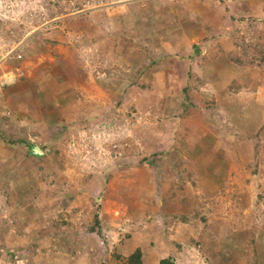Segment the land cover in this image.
<instances>
[{"label": "rangeland", "instance_id": "374dc122", "mask_svg": "<svg viewBox=\"0 0 264 264\" xmlns=\"http://www.w3.org/2000/svg\"><path fill=\"white\" fill-rule=\"evenodd\" d=\"M241 9L0 0V264H126L137 248L144 264H264V72H223L218 100L173 51L193 23L214 41L190 61L234 41L228 59L263 63L264 12ZM187 84L198 113L183 118Z\"/></svg>", "mask_w": 264, "mask_h": 264}, {"label": "crops", "instance_id": "0c3cea01", "mask_svg": "<svg viewBox=\"0 0 264 264\" xmlns=\"http://www.w3.org/2000/svg\"><path fill=\"white\" fill-rule=\"evenodd\" d=\"M234 4L237 7H239L240 4H244V6H246V8L248 7V10L241 9V11L239 13H242L241 14L242 16L244 14H250L249 20L251 19L252 21H254V19H255V17H254L255 13H252L249 10H253L256 13L258 10H262L264 12V0H256V1L255 0H234ZM198 16H201L204 18V13L198 14ZM204 19H205V23L209 24V21L206 18H204ZM243 19H244V17L238 18L239 21H242ZM219 20L222 22L227 21L225 18L223 19V17L220 18ZM185 21H187V20H185ZM188 24H190V23H188ZM240 24H242V23H237L238 27ZM208 26H209V28H211V25H208ZM194 28H195V24L193 27V23H192L191 29H187V31L184 29L182 33L180 32V35H178L179 40L176 43V48H174L173 51H175L176 49L177 50L178 49L179 50H185L184 52L186 53V55H185V57H183L185 60L184 62L188 63V67L190 70H192V72L197 73V75L199 76L202 83H205V85H207L206 86L207 89L209 86H213V88L215 87L214 89L218 90V92H217L218 93V95H217L218 100H219V97H222L229 90L227 80H224V77L222 74L223 72L228 71L229 69L233 70V71H235V76L233 77V79L237 78L238 76L240 78L245 76V79L249 78L248 79L249 81L250 80L253 81L254 77L259 76L262 73V71L264 72V62L261 63L259 61V59L252 60V62H245L244 59L235 61L233 58H230V59L227 58V56H230V55L233 56V52H236L237 44L234 41L231 42V44H227L225 46L226 48H224V47L216 48L215 46L211 47L207 44L205 49H203L205 51H203V53H202V56H204V57L206 56V58H205L206 60H203L204 57H202L201 61H203V63L196 62V61L192 62V60L190 61V59L192 57H194L195 53L200 51V50H197V48H198L197 46H199L197 43V40L198 39L199 40L207 39L206 37H208V33H206V31H204V30L200 31L198 33V35H196V33L193 31ZM248 28L249 27H247V30L243 33L246 35H249V36H250V34L255 35V30H253V28L252 29H248ZM206 29L208 30V27H206ZM256 29H259V28H256ZM188 30H191V31L189 32ZM251 31H252V33H251ZM239 34H240V32H238L237 29H234V31L232 33L231 32H227L226 34L222 33V36L223 37H230L232 35L239 36ZM208 38H209L208 39L209 42L214 41V39H212L211 37H208ZM224 41H226V40H224ZM219 49H222L223 53H220ZM230 51H233V52L231 53ZM235 56H237V55H235ZM170 62H171V60H169V64H170ZM175 65H171V68L174 67ZM164 67L165 66L163 65L160 68L164 69ZM219 68H221V71H219ZM226 79H228V78L226 77ZM259 82L260 81L258 79L257 81H254V84L259 83Z\"/></svg>", "mask_w": 264, "mask_h": 264}, {"label": "trees", "instance_id": "16d2710c", "mask_svg": "<svg viewBox=\"0 0 264 264\" xmlns=\"http://www.w3.org/2000/svg\"><path fill=\"white\" fill-rule=\"evenodd\" d=\"M244 46H246V44L244 45ZM146 68H148V67H146ZM179 79H177L176 81H178ZM190 86L191 85H189V84H187V85H183L182 87H176V94L177 95H179V96H184V97H187L188 99H189V101H190V104H191V102H192V104L190 105L191 106V108H187V107H184V112L182 113V117L184 118V117H189L190 115H195L196 113H198L197 112V108H196V96L195 95H193V93H192V90H191V88H190ZM173 89H175V88H173ZM208 107H210V105H207ZM35 108V107H34ZM33 108V109H34ZM180 125H178L177 127H176V130H178L179 132H180V130H181V127H179ZM179 127V128H178ZM177 131V132H178ZM176 132V133H177ZM178 132V138H179V136H180V133ZM21 140H17V141H13V143H14V145H17V143L18 142H20ZM22 142V141H21ZM183 142V145H184V147H186L187 148V144H188V142L187 143H185L184 141H182ZM1 145V144H0ZM1 151H2V149H1V146H0V153H1ZM175 152L177 153V151L175 150ZM30 154V153H29ZM156 154L157 155H159L160 154V151H158V152H156ZM27 156H28V152H27ZM149 160V162H150V159H148ZM144 161H142V163H143ZM151 164H153V161H151ZM175 180H180V177H178V179H176V177H175V179H174V181H173V183H172V186H171V188H170V192H171V194H170V197H169V199H168V201L170 202L171 200H173V198L175 199H177V197H178V194L179 193H181V192H177V188H176V181ZM180 189H182L181 187H180ZM96 225H98V226H100L101 225V222H100V219H99V217L97 216L96 217ZM95 229H97L96 227H94ZM95 229H92L93 230V232L95 231ZM126 264H144V254H143V250L141 249V248H137L133 253H131L128 257H127V259H126ZM158 264H175V261H174V259L173 258H164V259H162Z\"/></svg>", "mask_w": 264, "mask_h": 264}, {"label": "water", "instance_id": "95a60500", "mask_svg": "<svg viewBox=\"0 0 264 264\" xmlns=\"http://www.w3.org/2000/svg\"><path fill=\"white\" fill-rule=\"evenodd\" d=\"M33 152H34V154H37V155H42V154H43V153L41 152V150L38 149V148H34V149H33Z\"/></svg>", "mask_w": 264, "mask_h": 264}]
</instances>
